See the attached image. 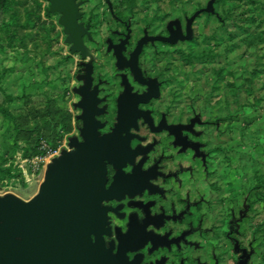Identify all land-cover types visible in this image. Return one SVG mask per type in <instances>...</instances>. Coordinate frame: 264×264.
Returning <instances> with one entry per match:
<instances>
[{
	"label": "rangeland",
	"instance_id": "obj_1",
	"mask_svg": "<svg viewBox=\"0 0 264 264\" xmlns=\"http://www.w3.org/2000/svg\"><path fill=\"white\" fill-rule=\"evenodd\" d=\"M8 1L9 9L0 12V110L6 113L0 112V168L8 171L0 175V198L27 203L38 194L47 166L70 150L69 139L80 141L74 90L82 64L92 63L103 80L101 96L112 101L119 92L105 41L123 30L105 0H76L79 23L90 26L82 61L65 43L60 16L46 15L47 2ZM109 1L136 39L142 32L166 35L174 21L184 31L187 19L210 0ZM191 27L190 41L156 43L141 59L143 70L164 82L160 109L204 123L207 160L177 161L183 168L178 191L198 203L203 228L216 242L223 243L232 221L253 264H264V0L214 3L213 14H200ZM111 101L101 122L114 117Z\"/></svg>",
	"mask_w": 264,
	"mask_h": 264
},
{
	"label": "flooded vegetation",
	"instance_id": "obj_2",
	"mask_svg": "<svg viewBox=\"0 0 264 264\" xmlns=\"http://www.w3.org/2000/svg\"><path fill=\"white\" fill-rule=\"evenodd\" d=\"M108 8L123 30L114 33L115 39L108 38L105 41L106 52L113 56L118 72L119 92L112 101L109 97L100 95L103 80H97L93 64L90 62L82 64V74L78 76L81 84L74 90L79 97L77 104L82 100L90 102L89 97L84 99L77 93L86 87V66L90 65L89 88L86 94L90 95L96 89L95 99L98 103L94 109L102 111L95 116V120L102 125L98 129L100 136L111 133L117 124L118 98L124 92L125 85L130 88L131 95H146L149 90L148 86L140 85L134 79L129 67L122 70L117 68L113 46H118L127 39L121 55L129 62L141 39L169 35L168 23L166 35H149L142 32L134 39L130 23L115 17L111 4ZM83 27H88L89 33L90 26ZM172 29L175 27L172 26ZM180 31L185 34L181 24ZM84 38L90 40L85 35L82 37V43ZM156 43L168 45L160 41L143 44L137 56L136 67L144 81L154 80L150 85L152 92L157 90L158 96L137 105V110L146 116L136 121L137 129L131 128L128 132L132 136L130 149L139 148L145 152L136 156L132 164L127 163L120 170L122 174L119 188L112 192L109 200L102 202L101 208L105 209V225L99 236L100 242L96 251L90 256L89 264H253L252 250L240 244L235 223L229 221L223 234V243L216 242L217 240L212 238V231L203 228L204 223L197 210L198 203L182 199L181 192L178 191L183 168L177 165V161L182 156L193 161L200 160L202 164L207 160L208 151L201 129L204 123L197 116L184 122L179 116H173L172 111L160 109L158 102L164 82L145 72L141 61L144 49ZM86 58L80 57L82 61ZM109 101L113 104L114 117L110 122H101L99 118L107 116ZM81 113L80 110V115ZM78 121L82 127V122ZM123 137H126L125 133ZM117 172L112 165L106 164L105 190L109 189ZM91 239L94 241V236H91Z\"/></svg>",
	"mask_w": 264,
	"mask_h": 264
},
{
	"label": "water",
	"instance_id": "obj_3",
	"mask_svg": "<svg viewBox=\"0 0 264 264\" xmlns=\"http://www.w3.org/2000/svg\"><path fill=\"white\" fill-rule=\"evenodd\" d=\"M44 1L48 3L47 15L60 16L58 24L63 28L70 52L79 53L85 59L88 52L82 37L86 35L89 38V33L88 27L84 28L78 23L81 18L80 3L75 0ZM105 1L110 7L109 0ZM215 1L210 0L205 8L187 19L184 35L179 22L174 21L167 26L168 37L141 39L129 62L121 55L127 39L113 46L117 68L122 70L129 67L134 79L140 85L148 86L149 90L146 95H131L130 88L125 85L124 92L118 98L117 124L111 133L102 136L98 132L102 125L95 120V116L102 112L94 109L98 103L95 99L96 89L90 95L86 94L90 65L86 66V87L77 93L84 99L89 97L90 102L82 100L75 106L82 111L77 117L82 122L79 129L81 141L69 139L70 150L62 151L61 157L47 166L44 182L31 201L25 203L12 195L0 198V264H89L105 225V209L101 208V204L119 188L120 170L145 152L139 148L130 149L132 136L128 134L131 128L137 129L136 121L146 116L137 110V105L158 96L157 90L152 92L151 89L150 84L154 80L144 81L136 67L141 47L146 42L160 41L175 45L190 41L193 21L200 14H213ZM106 164L118 170L108 190H105ZM91 236H94V241Z\"/></svg>",
	"mask_w": 264,
	"mask_h": 264
},
{
	"label": "trees",
	"instance_id": "obj_4",
	"mask_svg": "<svg viewBox=\"0 0 264 264\" xmlns=\"http://www.w3.org/2000/svg\"><path fill=\"white\" fill-rule=\"evenodd\" d=\"M221 1H226V0H216L214 3L216 4V3H218V2H221ZM9 1L8 0H0V12H4L5 10H7V9H9V3H8ZM47 11V10H46ZM47 15V14H46ZM47 16H49V15H47ZM17 17V15H12L11 16V18H12V22H13V20L15 21V18ZM13 24V23H12ZM0 112L3 114H6L4 111H1L0 110ZM53 149H55L56 148V144H54L53 145V147H52ZM33 152H34V155H37V154H40L39 152H37L36 150H33ZM8 173V171H6V170H3V169H1L0 168V175H4V174H7Z\"/></svg>",
	"mask_w": 264,
	"mask_h": 264
}]
</instances>
